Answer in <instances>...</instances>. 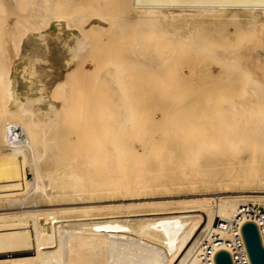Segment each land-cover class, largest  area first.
<instances>
[{
	"label": "bare ground",
	"instance_id": "1",
	"mask_svg": "<svg viewBox=\"0 0 264 264\" xmlns=\"http://www.w3.org/2000/svg\"><path fill=\"white\" fill-rule=\"evenodd\" d=\"M72 1L76 0H52V6L49 4L48 7L45 2L41 3V0H39V2L35 3L37 7L36 13H34L37 18H30L29 12L28 15L30 16L28 17L30 19L27 18V15H24V19L19 21L25 26L34 22H37V24L43 23V29H45L42 30L43 32H48L49 28L46 29V27L51 22H53L54 26L52 29L56 30V32L52 31L53 33H59L61 28H65L68 32L64 29L63 34L66 35L68 33L69 35L67 36L73 38L67 50H65L67 53L66 59H68L69 63H72L74 58L78 59L81 55L83 56L85 49L89 47L88 45L98 47H95V50H92L93 52L99 48L112 46L111 40L110 45L106 44L108 43L107 39L110 38L108 31L111 26L120 35L124 32L133 33V41L135 43L132 48V54L137 57L148 58L149 62L154 58H157L156 60L159 59V64L166 63L168 74L171 65L169 62H173L171 59L176 60L174 59L176 57L173 54L174 52L172 53L173 55H170L167 50H158L156 48L157 41L152 38L145 39L143 36L149 30L152 31L157 24H160V27H165L168 24L186 22L189 25L195 22L196 24H212L211 26L225 27V25H229L234 27L243 23V25H246V29L252 30V32L253 30L254 32L259 31L260 33L258 32V34L262 35L261 33L264 31V0H126L127 3L119 6L122 12L121 17L118 16L120 17H117L118 20H113V24L109 22V27L103 26L104 24L101 26V21L98 22L93 17V19L87 17V15L65 21L63 18L65 16L60 13L62 4ZM81 1L80 3H82ZM86 1L88 0H85V4H87ZM90 1L100 2L99 0ZM108 1L110 0H103V2L107 3ZM93 5L99 6V3H94ZM103 5L105 7L107 4L104 3ZM11 6V10L15 8L14 6L11 8ZM99 7L96 8L98 9ZM32 8L30 9L32 10ZM47 8L54 15L50 18L48 14L50 19L47 18ZM102 9L99 8V11L104 12ZM7 18L11 17L7 16ZM13 21L15 23V20ZM10 22L12 21L10 20ZM62 24H64L63 27ZM12 27L10 30H13ZM80 27L82 30L89 31L87 32L89 35L94 32H98V35L93 39L89 37L90 40L84 37L85 39L82 38V40L76 41V32L74 33L72 29ZM23 28L29 30L26 27ZM99 28L102 29L99 30ZM113 34L114 32H112V36ZM54 35L52 37H58V35ZM8 36L6 37L8 38ZM124 37H126L125 34ZM262 37H264V32ZM59 38L61 37L59 36ZM196 39L200 41L192 44V40H188V45H186V41H178V44H183L180 49L183 47V51L185 50L184 52L188 55H194V53L198 55L201 49L210 48V45H212L211 48L215 44H217L215 45L217 47L221 45L218 44L219 42L216 43L217 40L213 44L215 39H209L208 37L202 40L201 38ZM263 40L264 38H262ZM92 41L93 44L91 43ZM256 42H258V39ZM261 45L263 44L261 43ZM261 45L259 48L257 46V48L262 49ZM222 46L225 45L222 44L219 47L222 49ZM253 46L255 45L253 44ZM15 47L17 48V46ZM248 47L249 49H246V51H251L253 48L250 49L251 46ZM255 47L252 49L253 55L248 53L249 55H244V58L245 56L250 57V55V58L252 56L256 58L257 55L255 56L256 53L254 54L253 52L258 51V49L256 48L255 50ZM218 48L216 49L218 51H212L207 56H212V58L219 59V61H225L223 63L226 64L231 63L232 56L230 53L224 52V48L219 51ZM225 48L228 49V46L226 45ZM230 48L229 50H231ZM8 51L10 52L11 50H8L7 46ZM12 51L14 53V49ZM16 51L18 50L16 49ZM246 51H242V53H247ZM13 53L10 52L1 57H6L8 60L15 55ZM85 53L87 52L85 51ZM260 57L262 56L260 55ZM188 58L189 60H186L196 61L195 59L190 60V57ZM250 58L248 59L250 60ZM178 59L181 60L180 58ZM260 59L257 61H260ZM7 60H0V211L11 210V212L0 213V264H197L199 245L206 236L215 231L220 235L221 240L225 241L230 238L227 232L215 230L217 220L224 221L234 218L238 214L240 206L249 205V203H257L254 205H262L264 207V111L262 114L264 103L247 96L244 102L242 101L240 105H237L240 108L235 109L234 106H231V103L236 101V98L234 97L235 100L233 98V101L231 98L229 105L234 109L230 107L231 110H223L225 123L222 126L215 128L214 131L202 134L201 139L198 141H185L186 143L182 149L181 146L179 148L177 145L178 149H176L173 145L179 141L173 140H171L173 141L171 146L174 148L165 147L162 149V147L160 149V147L156 146L158 144H156V139L153 138V136H156L153 135L156 133L153 127L156 126L151 127L152 129H149L150 132L148 130L149 127L147 126V128L145 123L143 126L142 123L144 121L142 122L140 112L129 101L128 94L132 92L129 89L131 87L128 85L127 79L125 81L128 89L121 82L122 77L120 78V76L124 73V70L123 73H121V70L129 66L130 62L132 65L134 63L132 62L133 60L128 61L129 64L126 61L125 64L127 66H123V63L122 66H116L117 68L112 66L115 68L113 71L109 70L114 73L112 78H115L114 75L116 74V82L113 79L114 85L109 86L106 85L108 82H105L104 84L102 83V86L104 88L106 86L105 90L107 91V86H113L116 89L113 94L112 90L108 91L111 98L105 102L108 106L106 110L102 109L103 107L99 104L103 100L98 102L100 99L98 101L93 99L96 96L99 97L98 95L101 93L104 94V91L100 89L101 92L99 87L98 90L100 92H92V94L84 92L91 95V97L93 96L89 100L86 99L84 101V94V96H77V92L79 93L82 90H79L81 85L79 86L76 81L79 91L75 88L76 85L73 83V79L76 78L75 73L74 77H72L73 84L71 79L69 82L68 79L67 81L64 78L65 76L62 78L60 76L61 80H59L61 82L57 85L49 84L48 94L43 92L45 89L43 87L44 84L43 88L35 86L36 94V91L31 89L30 86L23 92L22 84L24 82L21 84L16 80L18 79L17 75L20 76L21 73L15 74L11 71L10 67L6 66V64L10 66ZM181 61H184V58ZM261 61L264 62L263 60ZM73 62L75 61L73 60ZM90 63L92 62L90 61ZM167 63L170 65L168 64V66ZM23 64L25 67V62ZM82 64L77 63L73 68L81 77L86 70ZM65 65L61 67H68ZM148 68L151 69L150 67ZM106 69L103 72H107L108 68ZM150 71L152 72V70ZM151 72L150 75H152ZM158 72L161 71L158 70ZM85 73L88 76V71H85ZM234 73L233 71L232 75ZM259 73L262 72H257V74ZM257 74L256 77L261 78L260 74L259 76ZM263 74L261 75L262 77H264ZM59 75H62V73L60 72ZM232 75L231 78L235 76L232 77ZM68 76H70L69 73ZM111 76L110 79L112 81ZM165 76V79L169 78ZM184 76L180 78L184 80ZM162 79L163 77H161ZM181 79L177 80V83L172 84L174 86L181 82L186 89L185 85L187 84H184L186 80L182 81ZM169 81L167 83L171 86L167 88L171 89L172 84L170 83L172 81ZM166 82H164V86L167 84ZM257 82L256 84L258 85L260 82ZM160 83L162 85L163 82L161 81ZM27 84L25 83V85ZM161 85L159 86L162 88L163 85ZM177 85L174 88H177ZM183 85L180 90L183 89ZM156 86H154V89L157 91ZM192 86L194 87V85ZM88 87L90 88V85ZM190 88L192 87L190 86ZM172 89L171 91L166 89L171 93L170 96L176 92L174 89V92H172ZM177 89H179V85ZM257 89L254 84L249 93L250 96L255 98L256 94L260 93V96L264 98V93L261 95L262 91L260 92ZM262 89L264 91V88ZM33 90L35 92L30 94ZM127 90H130V93ZM256 91L259 93H256ZM169 92H166L165 95L167 96ZM177 92L174 94L175 96L180 91ZM132 93H134V90ZM174 95L171 97L168 95L167 97L170 98L166 100L170 101V99L175 97ZM245 95L243 96L245 97ZM79 97L80 99H78ZM181 101L176 104L181 105ZM184 106L187 107L188 105L186 106L185 104ZM57 124L61 127L63 124L68 128L70 127L69 130L72 131L73 129L74 131L71 134L77 136L76 140L74 138L75 141L71 140L73 149L68 148L69 145L67 147L68 150L72 151L71 153L67 149L66 152L63 144L60 145L62 139L58 138L59 132L56 129L58 130L59 128L57 127L59 126ZM185 125L171 124V129L177 127L185 129L189 126L188 124L187 126ZM62 128L65 129L64 127ZM68 128L66 129L68 130ZM67 130L65 131L67 132ZM145 131L149 133L146 134ZM170 133L175 137H180L181 135L173 131ZM151 134L153 139L149 138ZM64 137L67 138V135ZM176 150H181L180 154ZM22 152H25L24 156L21 155ZM146 158L151 159L150 161L153 160V162L150 163L149 161L147 163ZM143 159L147 165H151H146L147 168L146 166L144 167L143 163L145 161L142 162ZM27 174L31 176V180L26 179ZM230 194H238V196H230ZM126 201L128 203H125ZM144 208H149L150 211L155 212L133 214L137 212V209ZM40 210L45 211L44 216L41 218L39 216L43 215V213H38ZM33 218L35 219V224L32 220ZM42 218L50 219V221H45V228L40 225L41 222H36V220ZM96 219L100 221H96ZM73 220L78 222L72 223L71 221ZM106 231L110 233H106ZM219 250H226L222 242ZM26 256H29V258L26 259ZM32 256H36V258L34 259Z\"/></svg>",
	"mask_w": 264,
	"mask_h": 264
},
{
	"label": "rangeland",
	"instance_id": "2",
	"mask_svg": "<svg viewBox=\"0 0 264 264\" xmlns=\"http://www.w3.org/2000/svg\"><path fill=\"white\" fill-rule=\"evenodd\" d=\"M24 1H26V2H24ZM99 1L100 2H98V1L97 2L95 1L94 2V1L88 0V1H86L87 4L84 3L85 0H82L81 1L82 3H80V0L72 1V2H69V3H66V4L63 3L62 4V10H61L60 13L63 16H65V17H63V16H61V17H63L65 21L67 19L70 21L72 19H76V17L79 18L82 15H87V17H89L91 19L94 18L98 22L101 21V23H100L101 26L104 24L103 26L109 27L108 26V23L109 22L112 23L113 20L114 21L115 20H118V18H120L121 15H122V12H121L119 6H121L124 3H127L126 0H110V1H108V3L107 2H103V0H99ZM37 2H39V0H21V1L20 0H15V1L14 0H10V1L9 0L8 1L7 0H0V26H1V28H0V40H1L0 41V49H1L0 50V57L2 55H7L10 52L13 53L12 49H14V53L13 54H15L14 55L15 57L13 56L14 58L12 57V58H10V59L7 60L6 57H5L6 59L1 57L0 60H5V61L7 60V62H9V65L10 66H8V64H6V66L7 67H10V70L13 71L15 74L16 73L18 74V72L21 73L20 76L17 75L18 79H16V80H17V82H20L21 84L24 82V84H22V86H23V92H24V90L26 91L27 88H29L28 86H30L31 89H34L35 90L36 89L35 86H38L37 88H41L43 86V84H44L43 87L45 89L43 90V92L45 94H48L50 85L51 84H54V85L56 84L57 85L59 82H61L60 81L61 78L65 76L64 78H66V80L68 79L69 82H70V79H71V83L74 80L73 83H75V81H76L77 84H79V86L81 85L79 87V90H82V91H79L78 88H77L78 85H76V83L74 84V85H76L75 88H77V90L79 91V93H81V94H79L77 92V96H84L85 95L84 101L86 99L89 100V98H92L93 97V96L91 97V95H88L87 93L92 94V92L97 93V92H100L101 90L104 91V94L101 93L102 96L100 94V95H98L99 97L96 96L93 99L95 101H98L100 99L98 102H100V101L103 100L99 104H100V106L103 107L102 109L106 110V109H108V106L105 104V102H107L111 98L109 96L110 93L108 91H111L112 90V94H113V92L116 89V87H113V86L109 87L110 85H114L113 79L116 82V74L114 75L115 78H112L114 73H112L110 71H113V69H115L113 67L122 66L123 63H124L123 66H127L125 64L126 61L128 62L130 60L131 61L133 60L132 62H134V63H132V65H131V62H130V64L128 62L127 64H129V66H127L126 68L122 69L121 70V73H123V70H124V73L121 74V76L120 75H118V76H120V78L122 77L121 78L122 80L125 77V79L123 81L121 80V82H123V84L126 86L127 89H128V86L126 84V81H127L128 85L131 87L129 89H131L132 92L134 90V93L131 92V94H128V97H129L130 103L133 104L134 107L136 106L135 107V108H137L136 110H138L140 112V115L142 117V122L144 121L142 123L143 126H144V123H145L146 124V127L147 126L149 127V128L147 127L148 130L149 129H152L151 127H153V126H156V127H153L154 132L156 130V133L153 134V135H156V136H153V138L156 139V140L154 139L155 141H157L156 144L158 143L156 146L157 147H160V149L162 147H163L162 149H164L165 147H167V148H171V147L174 148L173 146L176 147V145H177V147L179 146V148L181 146V149H182L183 145H185V143H186L185 141H187V140L188 141H190V140L191 141H193V140L198 141L199 139H201V137H202L201 135L202 134L209 133L210 131H214L215 128H218V127L222 126L225 123L224 111L231 110V108L233 106L235 107V109H239L240 107L237 106V105H240V103H242V101L244 102L245 99H247L246 98L247 96H249L248 98L251 97V98H253V100H258V101L264 103V101H263L264 98L261 97L260 96V93L258 92V91H260V92L262 91L261 92V95H263L262 93H264V91L262 89V88H264L263 87L264 86V82H263L264 77L261 76L264 73V71H262L264 69V62H262L261 60L264 61V59H260V58H264V56H263L264 55V49H263V47H264V42L263 41L264 40L262 41V38H264V37H262L264 31L261 33L262 35L258 34L259 31L254 32V30H253V32H252V30L251 31L250 30H247L246 27H245L246 25H243V23L240 24V25L234 26V27L229 26V25H227V26L225 25V27L222 26L223 28L222 27H219L218 25L211 26L212 24H208V23H205V24H203V23L198 24L197 23L196 24L195 22L194 23L192 22L193 24H189V25L186 22L185 23H183V22L182 23H177V24H168L165 27H160V24H157V25H155V28H153L152 31L149 30L146 34H143V36L145 37V39L146 38H152L155 41H157L158 44L156 45V48L158 50H161V51H166L167 50L170 53V55L174 52L173 54L177 58L174 56L175 57L174 59H176V60L171 59L173 62H169L171 65L173 63L172 67H171V65L169 63H167V65L169 64L170 67H171V69L169 67V70L168 71H170V72L168 74L167 71H166V68H167L166 63H164V64L163 63H160L159 64L158 63L160 61L159 59L156 60L157 58L156 59L154 58L155 60L152 59L149 62V59L148 58H145V57H137L134 54H132L133 53L132 52V50H133L132 48L134 47V43H135L133 41V37H134V34L133 33L124 32V33H122V35H120V34H117L116 30L114 28L112 29V26H111L110 30L108 31V35H109L110 38L107 39L108 40L107 42L109 44L105 42L107 45H110L111 44V41H112V44L111 45L113 47L110 46V47H112L110 50H108L110 47H105V48L96 49V51L93 52L92 50H95L94 48L97 47V46L88 45L89 47H87L85 49V51L87 53H85V51H84V55L85 56L84 55L83 56L81 55V57L78 58V59L77 58H74L73 60L75 62H73V60H72V63H69L67 61L68 59H66L67 58L66 57V54L67 53L65 52V50H67V47L69 46V43L73 40V38H71V37L69 38V36H67V35H69L68 33H66V35L63 34L65 28H61V30H59L61 32H59V33L58 32L57 33H53L52 31H55L56 32V30H53L52 29V28H54V26H53V22H51L48 25V27H46V29L49 28L50 30L48 29V32L47 31L46 32H43L42 30H45V29H43L44 28L43 27L44 26L43 23H41V24H43L42 26L39 23L37 24V22H34L35 24L34 23H31V24H28L27 23L28 25L25 26V24H23L22 22H19L21 19H24L23 18L24 15L25 16L27 15V18H29L28 16H30V15H31L30 18L33 17V19H34L36 17V14H35L36 12L35 11H36V7L37 6H35V5H37V4H35V3H37ZM43 2H45L46 3V6H48V7H49V4L50 5L52 4V0H44ZM43 2L41 0V3H43ZM75 2H77L78 4L75 3ZM12 3H14V4H12ZM83 3H84V5H83ZM94 3H99V6H101V7L96 6V5H93ZM104 3L107 4V5H105V7L103 5ZM111 3H113V4H111ZM6 4H7V6H6ZM10 4L12 6H14L15 8L13 7L14 9L11 10L10 9V6H11ZM80 4H82V5H80ZM12 6H11V8H12ZM88 6H90V7L92 6L91 8H93V9H91L90 7L88 8ZM96 7H99L101 9L103 8L102 10L104 12L99 11V8L97 9ZM30 8H32V10ZM105 8H106V10H105ZM94 9L95 10L97 9V10L95 11ZM53 11H54V9H53ZM7 12H8V14H7ZM9 13H10V15H9ZM28 13L30 15H28ZM6 14H7V16H9L11 18H7ZM48 14L50 15V18L52 16H54V15H52L51 11L48 10V8H47V16H48L47 18H49V15ZM16 15H17V17H16ZM67 16H69V17H67ZM106 16L111 21L110 20L108 21V18ZM118 16H120V17H118ZM16 19H17V21H16ZM6 20H7L8 23L6 22ZM10 20L12 22H10ZM13 20H15V23H14ZM4 21H5V23H4ZM74 21H76V20H74ZM114 21H113V23H114ZM62 23H63V19H62ZM8 24L11 25V26H13L12 27L13 30H10L11 29V26L9 27ZM20 25H21V27H20ZM63 25L64 24H62V27H63ZM241 25H243V26H241ZM23 27H26L29 30H25V28H23ZM6 28H7V31H6ZM233 28H234V30H233ZM8 29H9V31H8ZM36 29L38 30L37 32H36ZM101 29L102 28H99V30H101ZM16 30H17V32H16ZM24 30H25V32H24ZM65 31H66V29H65ZM72 31L74 33L76 32L75 33L76 34L75 35V39H77L76 41L82 40V38H84V37L85 38H88V40H90V38L93 39L94 37H96V35H98V32H94L93 34L91 33L89 35V33H87L89 31L82 30L81 27L80 28H74V29H72ZM38 32H40V33L38 34ZM66 32H68V31H66ZM110 32H111V34H110ZM112 32H114V34L116 33L115 34L116 36L114 34L112 36ZM44 33H46V34H44ZM10 34H12V35L10 36ZM124 34H125L126 37H124ZM15 35H17V36H15ZM53 35L54 36H57L58 35V37H56V38L55 37H52ZM119 35H120V37H119ZM6 36H8V38ZM45 36H47V37H45ZM59 36L61 38H59ZM77 36H79V37H77ZM128 36H129L130 39H131V36H132V39L130 40L128 38ZM207 37L209 39H215V41H213V44L217 40L216 43L219 42L218 44L225 45V46H222L224 48V49L223 48L222 49H223L224 52L230 53V55L232 56V57L229 56V57H231V60H232L231 63L226 64V63H223L225 61H221L220 60L221 61L220 62L219 59L216 60V59L212 58V56H207L208 53H210L212 51H218L216 49L219 46H221V45H219L218 47L215 46L217 44L213 45V47H215L214 49H212L213 47L211 48L212 45H210V48L201 49L198 52V55H196L194 52H192V53H194V55L193 54H191V55L189 54L190 55L189 56L188 54H186V52H184L185 50L183 51V49H182L183 47L180 49V47L183 46V44H178L179 43L178 41H180V40L186 41L187 42L186 45L189 44L188 43V40H190V41L192 40V42H193L192 44H195V43H198L200 41V40H198L196 38H199V39L201 38V40H202V39L207 38ZM78 38H80V39H78ZM5 39H6V41H5ZM257 39H258V42H259V39H260V42H259L260 45H261V43L263 44V45H261L263 50L261 48L258 49L260 47V45L258 44V42H256ZM32 40H33V42H32ZM248 41H249V44H248ZM6 42H8V43L6 44ZM91 43L93 44V41ZM130 43H132V44H130ZM255 43H257V44H255ZM114 44H115L116 47L114 46ZM253 44L256 47L253 46ZM6 45L8 46V50H11L10 52L9 51L7 52V46ZM9 45H11V47H9ZM14 45L17 46V48ZM226 45L228 46V49L225 48ZM5 46H6V50H5ZM90 46H91V48H90ZM118 46H120V47H118ZM248 46H251L250 49L252 47H253L252 49H254V47H255V50H256V48L258 46V48H257L258 51L256 50L253 53L254 54L256 53L255 56L256 55L257 56L259 55L258 57H260V55H261L262 57L258 58L256 56V58H255L254 56H252V58L254 57V59H252V58H250L251 57V55H250V57L245 56V58H244V55L252 54V49H251V51L250 50L249 51L248 50L246 51V49H249ZM199 48H201V47H199ZM229 48L231 50H229ZM16 49L18 51H16ZM218 49H219V51H222L221 47H219ZM232 49H234L233 50L234 52L232 51ZM56 50H57V52H56ZM89 50H91L90 51V54H89ZM228 50L231 51V52H229ZM259 50L260 51L262 50L261 53H260ZM242 51L243 52L246 51L247 53H244L243 54ZM120 52H122V53H120ZM257 52H259V54H257ZM91 54H92V56H91ZM106 54H107V56H106ZM118 54H119V57L120 58L118 57ZM165 54H166V52H165ZM236 54H237L238 57L236 56ZM240 55H242V56H240ZM179 56H181V57H179ZM182 56L184 58V61H181L183 59ZM186 56H187L186 59L189 60L188 57H190V60L195 59L196 61H188V60L185 59ZM129 57H132L134 59L129 58ZM178 58H180V59L182 58V59L179 60ZM248 58H250V60ZM109 59H110V62H112V63L109 62ZM213 59H214V62H213ZM259 59H260V61H257ZM14 60H15V62H14ZM53 60H54V62H53ZM55 60H56V64H55ZM81 60H83V61H81ZM86 60H87L88 63L86 62ZM58 61H59L60 64L59 63L57 64ZM90 61L92 63H90ZM146 61H148V62H146ZM23 62H25V64H26L25 67H24ZM182 62H183V64L181 65ZM194 62H198V63H195L194 64ZM77 63H83L82 65H84L85 68H86L85 71L86 72L88 71V76L86 75L87 73H85V71L83 72L84 73V75H83L84 77L83 76L81 77L76 71L73 70V68L75 67V65H77ZM249 63H250V66H249ZM61 64L63 66H64V64H66L65 66H68V67H65V68H69L71 70H69V69H66L65 70L64 67H63L64 68L63 69L61 67L62 66ZM51 66H52V68H51ZM56 66H57V68H56ZM110 67H112V68H110ZM148 67H150L151 69H149ZM218 67H222V68H220L222 70H220ZM59 68H60L61 71L59 70ZM106 68H108V71L107 72H103V71H105L104 69H106ZM247 68H249L250 70L247 69ZM62 69L64 70V72H63ZM189 69H190V71H189ZM223 69H225L227 71H225ZM150 70H152V72ZM153 70L154 71L157 70V71H155L156 73ZM158 70H160L161 72H158ZM163 70H164V72L165 71L166 72L165 73L162 72ZM191 70H192V73H191ZM255 70H257V72H262V73H259L261 78L256 77L257 72H255ZM233 71L235 73L232 75V72ZM251 71H252V73H251ZM54 72H55V74H54ZM60 72L62 73V75H59ZM108 72H110V73H108ZM150 72H151L152 75H150ZM227 72H229V73H227ZM63 73H64V75H63ZM68 73L70 75V76H68L69 78L67 77ZM74 73H75V77L76 78L73 79L72 77H74ZM159 73H161L160 74V77H159ZM166 73H167V75H166ZM236 73H237V76H236ZM108 74H110V75H108ZM111 74H112V76H111ZM156 74L158 75V77H157ZM259 74H257V76H259ZM162 75H164L166 78H167V76L169 77L167 79H169V80L172 81L170 84L175 83V82L177 83V80L181 79L184 76L185 79L184 78L183 79L186 80V81H184L182 79L181 80L184 81V84H187L188 85V87H187V85H185L186 86V89L188 88V90L185 89L184 85L181 84V82L178 83L179 89H177L178 88V85L177 84H176L177 85V88H174V87H176V85L173 86V84H172V87H173L174 91H176V92H177V90H178V92L180 91L179 94H181V95L176 94L177 96H175L174 95L176 93L175 92V93L172 94V95L175 96L174 97L175 99L172 98V99H170V101L166 100L167 98H170L172 96V95L170 96L171 93L169 92V91H171L172 87H171V89L170 88H167V87H170L171 85L170 86L168 85L169 83H167V82L169 80L165 79L164 76H162ZM231 75H232V77L235 75L233 77L234 79L231 78ZM60 76H61V78H59ZM78 76H79V78H77ZM110 76H111L113 82L111 81ZM152 76H154V77H152ZM225 76H227V77H225ZM161 77H163L162 80H161ZM109 79H110V82L111 83L109 82ZM163 80H165V81H163ZM166 80H167V82H166ZM257 80H258V82H257ZM161 81L163 82L162 85L165 84L164 82L167 83L166 84L167 86L166 85L165 86H166V89H168L169 91L165 89V86L164 85H163L164 87L161 85V83H160ZM190 81H193V82H190ZM230 81L235 82V83H232ZM105 82L110 83V84L106 83V85H109V86H107L108 91L105 90L106 89V86H105V88H104V86H102V83L104 84ZM156 82L159 85H161L162 88ZM256 82L257 83L260 82V83L257 85ZM25 83L26 84L28 83V84L25 85ZM191 84L194 85V87ZM254 84L256 85V88H258L257 89L258 91H256V93L257 92L259 93V94H256L255 98H254V96L252 97L249 94L251 92V89L254 87ZM89 85H90V88L88 87ZM182 85H183V89L180 90V88H182ZM259 85H260L261 89H260ZM154 86L157 87V91H156V89H154ZM190 86L192 88H190ZM98 87H99V90L101 89L100 91L98 90ZM151 87H152V89H151ZM158 87H159V89H158ZM141 88H142V90H141ZM150 89H151V91H150ZM173 89H172V92H174ZM34 90L30 94H33L35 91H36L35 92V94H36L37 93V90H35V91ZM137 90H138V92H137ZM164 90H166V91L164 92ZM246 90L248 91V93H247ZM159 91H160V93H159ZM84 92H87V93L85 94ZM147 92H149L151 94H149ZM166 92H169L167 94L170 97H167L168 95L167 96L165 95ZM128 93H130V90L128 91ZM146 93H147V95H146ZM243 95H245V97ZM234 97L236 98V101L238 100L239 102L238 101L237 102L236 101H233V98ZM164 98H165V100H164ZM177 98H178V100H177ZM231 98H232V101H233V103H231V106L232 107L229 105L230 102H231V100H230ZM235 98H234V100H235ZM241 98H242V100H241ZM78 99H80V97ZM173 99H174V102L175 103L173 102ZM180 100H182L180 102L181 105H178ZM184 100H185V102H184ZM166 101L169 102V103L167 104ZM183 102L186 104V106L187 105L188 106L185 107L184 106L185 104ZM135 103H136V105H135ZM176 103H178V104H176ZM235 103H236V105H235ZM232 104H234V105H232ZM232 109H234V108H232ZM262 109H264V105L262 106ZM263 111L264 110H262V114H263ZM171 124H174V125L175 124H179V125L186 124L185 126H187V124H188L190 127L188 126L185 129H182V128H179V127L175 128V129H171ZM57 125L59 126V127H57L59 129L58 130L56 129V131L59 132L58 133V135H59L58 138L60 137V139H62L61 142L59 141L60 142V145L63 144L64 147H65V150L67 149L68 145H69L68 148L73 149L72 148V145H71V142L74 140V138H75V140L77 138V136H75L74 134H73L74 135L73 136L71 134L72 132L74 133L73 129H72V131L69 130L70 127L68 128V127L64 126V124H63L62 127H64L65 129H63L59 124H57ZM66 128H68V130ZM65 130H67V132ZM145 130H147V129L145 128ZM69 131H70V133H69ZM171 131H173L174 133H179V135L181 134L182 137H181V135H180L181 138L179 136L178 137H175L174 135L172 136V134L170 133ZM183 131H184V133H183ZM149 132H150V130H149ZM149 132H146V134H148ZM151 132H153V131L151 130ZM66 135H67V138L68 139L64 137ZM68 135L69 136L71 135V136L69 137ZM146 136H148V135H146ZM170 137H172V138H170ZM173 137H175L176 140ZM149 138H152V134L149 135ZM65 139H66V141H65ZM178 139H180V140H178ZM171 140H173V141H179V142L181 140L182 141L180 143L179 142L178 143L176 142V144L174 143V145H173V141H171ZM68 142H69V144H68ZM165 143H167V144H165ZM65 144H66V146H65ZM171 145H173V146H171ZM177 147H176V149H178ZM67 150H66V152H67ZM68 151H70V150H68ZM158 151H159V149H158ZM176 151L178 152V154H180V151L181 150H176ZM71 152L72 151H70V153ZM21 155L24 156L25 155V152H22ZM145 160L148 161L147 163H149V161L151 159L149 160V159L146 158ZM145 160L143 159L142 162H144ZM146 161L143 163L144 167L147 165L146 164ZM152 162H153V160L150 161V163H152ZM148 165H151V164H148ZM147 166H146V168H147ZM26 179L27 180H31L32 178H31V176L29 174H27L26 175ZM230 196H238V194H230ZM125 203H128V201H126ZM249 204H251V203H249ZM254 204H257V203H254ZM30 205H36V204H30ZM257 206H259L261 208H264L262 205H257ZM40 211L38 213H43V215L39 216V218L43 217L44 216V212H45L43 210H40ZM138 211H141V212H138ZM2 212L3 213H5V212H11V210H9V211L8 210H2V211H0V213H2ZM152 212H155V211H150L149 208H144V209H137V212L136 213H133V214H138L139 215V214H143V213H152ZM122 215H125V214H122ZM32 220H33V222L35 224V219L33 218ZM45 221L46 222L47 221H50V219L42 218V219L36 220V222H41L40 225L42 227L44 226L43 228H45V225H46ZM96 221H100V220L99 219H96ZM71 222L74 223V222H78V221L77 220H73ZM106 233H110V232L109 231H106ZM32 257L34 259L36 258V256H32ZM25 258L28 259L29 256H26Z\"/></svg>",
	"mask_w": 264,
	"mask_h": 264
},
{
	"label": "built area",
	"instance_id": "3",
	"mask_svg": "<svg viewBox=\"0 0 264 264\" xmlns=\"http://www.w3.org/2000/svg\"><path fill=\"white\" fill-rule=\"evenodd\" d=\"M248 221L257 225L264 246V208L254 204L242 205L234 218L217 220L215 230L227 232L230 238L221 240L220 235L215 231L206 236L199 245L197 264H214V256L219 251L221 242L230 253L233 264H249L240 232L242 224Z\"/></svg>",
	"mask_w": 264,
	"mask_h": 264
},
{
	"label": "water",
	"instance_id": "4",
	"mask_svg": "<svg viewBox=\"0 0 264 264\" xmlns=\"http://www.w3.org/2000/svg\"><path fill=\"white\" fill-rule=\"evenodd\" d=\"M240 232L249 264H264V246L257 225L251 221L245 222ZM214 264H233L230 253L227 250L217 251Z\"/></svg>",
	"mask_w": 264,
	"mask_h": 264
}]
</instances>
